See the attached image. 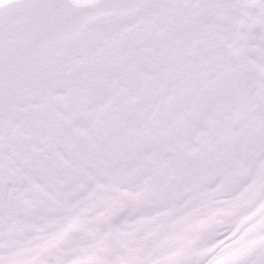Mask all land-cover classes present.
Returning a JSON list of instances; mask_svg holds the SVG:
<instances>
[{
    "label": "bare ground",
    "instance_id": "6f19581e",
    "mask_svg": "<svg viewBox=\"0 0 264 264\" xmlns=\"http://www.w3.org/2000/svg\"><path fill=\"white\" fill-rule=\"evenodd\" d=\"M72 1L0 39V264H264V0L231 63L221 4Z\"/></svg>",
    "mask_w": 264,
    "mask_h": 264
},
{
    "label": "rangeland",
    "instance_id": "374dc122",
    "mask_svg": "<svg viewBox=\"0 0 264 264\" xmlns=\"http://www.w3.org/2000/svg\"><path fill=\"white\" fill-rule=\"evenodd\" d=\"M207 1H208V3H210L213 6L212 11H214L216 8H218L219 4H221L223 7L225 15L220 14L218 16H215L212 14L210 17L213 19V21L216 24H218V27L221 29V31H224V28L227 27V23H228V26L230 28V32L227 34L226 42L228 44V47L231 46L232 48L226 47L227 55L225 54V56L227 58H229L228 63L235 62V60L238 58L237 56L241 55L242 49L241 48H234L232 43L234 41L238 42V41H240V39H242V37H243L242 34H244V32H243V29L241 27V23L243 21H245L249 16H252V17L254 16L252 14V12L256 11L257 6H256V4H254V2L249 1V0H232V1L225 0L223 2V4H222L221 0H207ZM67 2H69L70 6H71L72 3L70 1H67ZM22 6H23V2H21L20 0H13V1L3 5L2 7H0V37H1V42L2 43L7 42V39H9V37H10L13 40V42L10 45L11 47H13L17 43L18 39L20 38V35L30 25H33L35 22L44 19L46 16L47 8H44L43 10H41L39 13L36 14V16L30 17L28 15H25V13L22 11V10H24V8H22ZM256 12H258V11H256ZM226 14L228 15V17L226 16ZM7 30H10L9 31L10 33L9 32L6 33ZM206 30L208 31L210 29L206 28ZM260 31H262V36L264 39V28L261 27ZM235 37H237L236 38L237 40H235ZM202 40H203V38L201 36L193 35L192 40H191V44L194 43L196 45L199 42H201ZM161 44H163V43L161 42L159 44V46L156 44H153L152 48L148 47V49L145 51V54H144L145 59H146L145 62L147 63V65H150L151 70L157 74L160 71V64L163 62L166 63V60L171 56V55H168L166 50L161 48ZM223 46L225 47V45H223ZM263 46H264V40H263ZM175 47H176V51H180L181 48L179 45H176V43H175ZM155 49H159L157 57H156L155 52H154ZM155 57H156V59H155ZM112 59L113 60H108L106 62V65L100 67V69L102 71H105V72L106 71L107 72L108 71L113 72V70H115L116 75H117V78L115 81L119 82V77L122 76L123 74H125L126 71L123 70V64L121 63V61H117L116 56H113ZM60 61H62V58ZM226 63L224 62L225 65L228 64V63L227 64ZM131 71H133V69H130L128 71V73ZM134 78H135L134 83H137L138 73L135 74ZM109 83L110 82H109L108 78L105 77L102 79V83H101L102 92H108L112 88L109 85ZM118 84H120V82L117 83L116 85H113L114 88L112 91L116 90V88L118 87ZM28 86L29 85H26V84H24V85L20 84L18 90L24 89ZM36 86H39V85L38 84L33 85V87H35V88H36ZM129 86H131V85H129ZM101 94L103 95V93H101ZM119 98H124V94H121L119 96ZM41 99H42V97H41ZM38 100L39 99H37L34 103H37ZM42 101H44V100L42 99L40 101V103ZM114 102H115V100H114ZM40 103H38L37 105H39ZM63 108L65 109L64 114L69 115V113H71L73 116V120L68 121V120H66L67 117H65V116L60 117V118L58 117V120L60 123L58 127H61L63 125L64 131L66 133V134L61 133L59 135V137L61 136L60 141L64 142V140L67 139V135L69 133H71L72 137H74L77 142L79 140L81 143L87 144L89 142L88 136L81 134L79 132L76 134V132L74 131L75 122L85 121L86 120L85 115L84 114L82 115L81 113H76L75 112V109H76L75 106H71V107L68 106V107H63ZM16 111L17 112H24L26 115H29L31 117H32V115H35L37 113L36 112L37 110H35V108H32V107L31 108H23V107L17 106ZM55 113H56V115H58V113H61V111H57ZM43 122H45V126H47V124L49 123L46 120H43L42 123ZM66 122H70V123H66ZM40 123H41V121L40 122L36 121V122H33L32 124H29L30 131L35 130L37 125ZM58 127H55V129ZM29 136L31 137V134H29ZM70 180H71L70 177H68L66 179V181H70ZM86 186L87 185H85V188H86ZM59 190L62 191V189H59ZM79 190H81V192H83L84 191V185L79 186Z\"/></svg>",
    "mask_w": 264,
    "mask_h": 264
},
{
    "label": "water",
    "instance_id": "95a60500",
    "mask_svg": "<svg viewBox=\"0 0 264 264\" xmlns=\"http://www.w3.org/2000/svg\"><path fill=\"white\" fill-rule=\"evenodd\" d=\"M52 1V0H35L32 4V7H38L39 5L43 4L44 2Z\"/></svg>",
    "mask_w": 264,
    "mask_h": 264
}]
</instances>
